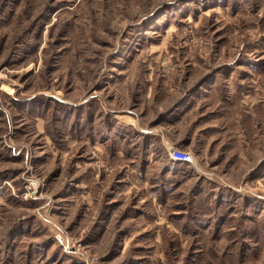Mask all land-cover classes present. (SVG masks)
Masks as SVG:
<instances>
[{"label":"rangeland","instance_id":"obj_1","mask_svg":"<svg viewBox=\"0 0 264 264\" xmlns=\"http://www.w3.org/2000/svg\"><path fill=\"white\" fill-rule=\"evenodd\" d=\"M0 264H264V0H0Z\"/></svg>","mask_w":264,"mask_h":264},{"label":"built area","instance_id":"obj_2","mask_svg":"<svg viewBox=\"0 0 264 264\" xmlns=\"http://www.w3.org/2000/svg\"><path fill=\"white\" fill-rule=\"evenodd\" d=\"M169 158L172 161L180 163H192L193 157L189 152L171 149L169 151Z\"/></svg>","mask_w":264,"mask_h":264},{"label":"crops","instance_id":"obj_3","mask_svg":"<svg viewBox=\"0 0 264 264\" xmlns=\"http://www.w3.org/2000/svg\"><path fill=\"white\" fill-rule=\"evenodd\" d=\"M86 175H82V174H79L78 175V182H82V181H85L84 180V178H86L85 177ZM122 180H121V178L120 179H118L117 180V182H115V186H113V188H111L112 190H110V191H113L114 193H116V194H120V192H122V186L120 187V184H118V183H120ZM104 219V218H103Z\"/></svg>","mask_w":264,"mask_h":264}]
</instances>
